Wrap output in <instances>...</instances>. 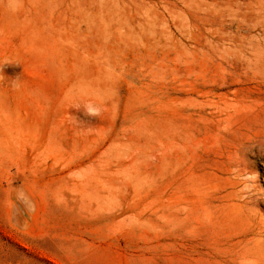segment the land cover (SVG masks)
Listing matches in <instances>:
<instances>
[{"label": "rangeland", "instance_id": "obj_1", "mask_svg": "<svg viewBox=\"0 0 264 264\" xmlns=\"http://www.w3.org/2000/svg\"><path fill=\"white\" fill-rule=\"evenodd\" d=\"M0 264H264V0H0Z\"/></svg>", "mask_w": 264, "mask_h": 264}, {"label": "clouds", "instance_id": "obj_2", "mask_svg": "<svg viewBox=\"0 0 264 264\" xmlns=\"http://www.w3.org/2000/svg\"><path fill=\"white\" fill-rule=\"evenodd\" d=\"M88 111H89V113L91 115L98 116L100 111H101V109L98 106H96V105H90L89 108H88ZM247 190L251 191V188L248 187Z\"/></svg>", "mask_w": 264, "mask_h": 264}]
</instances>
